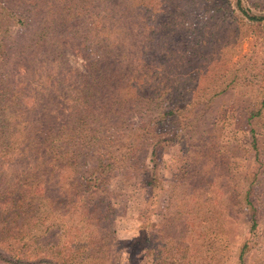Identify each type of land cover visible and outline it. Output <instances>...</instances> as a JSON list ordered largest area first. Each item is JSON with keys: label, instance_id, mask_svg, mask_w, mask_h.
Segmentation results:
<instances>
[{"label": "rangeland", "instance_id": "374dc122", "mask_svg": "<svg viewBox=\"0 0 264 264\" xmlns=\"http://www.w3.org/2000/svg\"><path fill=\"white\" fill-rule=\"evenodd\" d=\"M107 1L38 0L31 26L52 24L54 34L32 49L25 45L23 61L15 51L9 63L0 60L3 84L20 89L14 101L24 110V126L43 135L58 130L57 140L62 124L74 127L83 118L79 130L91 131L84 143L60 140L58 152L69 153L58 157L51 175V166L39 172L38 199L54 200L41 202L39 214L52 209L56 227L45 231L40 219L16 235L11 224L0 251L33 261L60 249L45 245L69 242L92 250L95 261L84 264H264V21L238 18L231 11L237 0L183 7L182 0H117L112 11ZM242 4L262 14L248 0ZM171 6L176 15L181 9L179 16L168 17ZM10 26L11 40L41 37ZM16 134L3 137L16 145L0 148V188L23 186L31 166L21 160ZM158 137L165 140L153 146ZM126 142L138 144L107 171L109 198L97 217L85 216L94 201L79 177L96 153H117ZM153 147L156 188L145 192L134 178H141ZM74 150L82 153L78 161ZM142 230L149 235L136 240Z\"/></svg>", "mask_w": 264, "mask_h": 264}, {"label": "trees", "instance_id": "16d2710c", "mask_svg": "<svg viewBox=\"0 0 264 264\" xmlns=\"http://www.w3.org/2000/svg\"><path fill=\"white\" fill-rule=\"evenodd\" d=\"M37 1L38 0H0V60L5 64L9 63L8 56L10 55L11 51H15L14 57L17 60L20 59V61H23L26 59V50L28 48L32 49L33 47L38 45L39 41L37 40L54 34L53 29H55L56 26H53L52 24H50L51 26L49 24L41 26L39 22H36L33 27L31 26V22L35 17V13L39 12L36 11V9L40 8V3L36 4ZM196 1L197 0H182V4H180V6L183 7V5L186 4L192 6L196 3ZM248 1L250 5L258 7L255 9L258 11V13L262 14L252 13L250 8L243 6L242 0H237L236 8H232L231 11L236 12L237 10L241 14L237 16L238 18H246L250 23L261 25V23L264 21V8L260 7V0ZM107 2H110V4H113L114 6L113 8H111V6H107L106 9H111L112 11L113 9L118 7L117 0H108ZM28 6L30 7V9L26 10V7ZM141 10L149 16L152 15V9L149 6H142ZM170 10H172V6L169 7V11L167 12L168 17L170 16V14H173L170 13ZM180 10L181 9H179L177 15L173 14V16H179ZM181 13L183 14L184 12ZM7 21H9L10 24L6 25L5 23ZM11 22H13V24L18 28L20 35H24L30 31L29 35L39 32V35L41 37L30 38V36H27L28 38H25L24 36H20V39L11 40L9 39L10 35L8 31V29L11 27ZM50 23H52V20H50ZM18 40H21V42H26L22 43L21 46H19L17 45ZM46 40H50V38H47ZM25 45L27 46V48L24 51L23 47H25ZM18 46L20 47V49L18 48ZM33 59L29 61H33ZM1 74L2 71L0 70V148H13L16 144L12 146V140L11 142H8V140L4 139L3 137H5L4 134L6 133L10 134L11 136H14L15 131H17L16 137L18 135L19 136L14 141L18 142L20 147L22 146L21 150L23 154L21 156V160L24 163L31 164L26 180L22 181L24 182L23 186L18 188L15 183H12L6 188H0V215L7 214L8 216L7 218H3L0 220V230L4 231L0 232V245L4 248L3 245H6L4 243L7 242L8 237L12 233V228L10 226L11 224H14V227L17 226V230L14 231L16 235H19L21 234L20 232H23L22 229L24 227L25 222L29 224L32 221V226L35 225L36 221L38 222V220L41 219L40 226H43L45 231L52 227H56L54 223L52 224L50 222L51 217L53 218L52 209L50 210V213L47 211L48 214H39V206L41 202H54V200H50L49 198L46 199L42 197V201L41 199H38L41 197V193H37L38 189L35 188H39V185H41V176L39 175V172L44 169V166H51V168L49 169V175H51L55 168V163H57V160L59 159L58 157L69 153L67 152V149V151L65 152H58L59 149L63 146L59 145L60 140H62L64 145H67V143L75 144L77 143V141H80V143H84L91 131L89 132L84 129L79 130V127L84 124L83 118H77L76 120H74V122L77 123L74 127L69 128L68 125L62 124V126L59 128V138H57V140L56 136L58 130L55 134L43 135L42 131L39 130V128H35V126L29 128L27 127L28 125L24 126L22 123L25 120L22 119L21 114L24 110H22L21 105L19 103H16L14 101V99L16 101L20 100V89H17L16 85L5 86L3 84ZM79 99H81L82 103V97ZM82 110L84 111L86 110V108H83ZM251 115H256V113ZM116 119L121 120V118ZM85 125H88V123H85ZM250 131L252 133L251 144L253 147H256L254 130L251 128ZM65 140L67 141V143L65 142ZM164 140L165 138L158 137L152 145L154 146L156 143H162ZM127 143H129V146L127 145ZM136 144L138 143L126 142L124 145H118L116 147V150L118 151L117 153L113 152L112 149L106 150L105 152H103V154L96 153V157L93 158L94 164L88 170H86V174H81V176L79 177L81 180L79 181L80 184L83 186V191L87 192L90 200L94 201L93 208L89 209L85 216L89 217V215L92 213L90 218H95V216L98 214L97 208L98 210L100 209L103 198H109V195L103 197V193H108L109 191L106 187V178L104 179L105 175L107 174V171H111L117 168L120 163L124 162L126 156L128 154L130 156V153L133 148L136 149ZM125 146L128 147L126 148L127 150H125L124 152L121 151L122 148H124ZM72 153L75 154L74 158L77 161L82 154L78 150H74ZM70 159H62L61 163L64 164L66 162V166L72 168V166L68 163ZM147 160L148 161L145 171L141 173L140 179L134 178V184L136 185V188L139 184H141L145 187V192H151L154 188H156L155 178L157 176L158 167V156L157 151L154 147L151 149ZM74 164L75 162H73L72 165ZM99 182H102L101 186H95L99 184ZM95 196H97V198H95ZM99 196H101L102 198L98 199ZM128 198H131L130 194L126 195V199ZM47 203L50 204L49 202ZM59 203H61V201H59ZM65 203L66 202L64 201L62 207L66 206ZM107 208L112 209L110 204H108ZM43 213L46 212L44 211ZM104 218L105 216H103V219ZM143 223L146 222L143 221ZM148 235L149 232L142 230L140 232H137L135 238L136 240H138V236L139 238L140 236H144L145 238ZM11 244L12 242H8V246H10ZM58 246H60V249L56 250L55 252L51 251V253L47 252L46 254L41 255L33 261L24 260L20 256L14 255L13 253L6 255L1 251L0 259L11 264H84L85 262H87V260L95 261L96 259L95 256L90 255L92 250L87 246V244L82 245V243H74L72 247L69 246V242L67 244L56 243L54 245H45L47 249H53L54 247ZM5 247L7 248V246ZM245 247L246 246L243 245L240 249L239 258L241 259ZM11 251L12 250H10V252Z\"/></svg>", "mask_w": 264, "mask_h": 264}]
</instances>
